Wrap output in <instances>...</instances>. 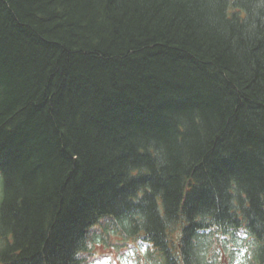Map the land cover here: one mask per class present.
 Listing matches in <instances>:
<instances>
[{"label":"trees","instance_id":"trees-1","mask_svg":"<svg viewBox=\"0 0 264 264\" xmlns=\"http://www.w3.org/2000/svg\"><path fill=\"white\" fill-rule=\"evenodd\" d=\"M113 235L264 264V0H0V264Z\"/></svg>","mask_w":264,"mask_h":264},{"label":"rangeland","instance_id":"rangeland-1","mask_svg":"<svg viewBox=\"0 0 264 264\" xmlns=\"http://www.w3.org/2000/svg\"><path fill=\"white\" fill-rule=\"evenodd\" d=\"M119 240L120 237L113 235L106 243L96 242L93 264H139L137 258L144 259L146 245L132 243L131 246H120Z\"/></svg>","mask_w":264,"mask_h":264}]
</instances>
